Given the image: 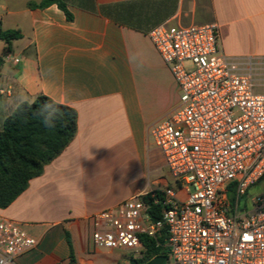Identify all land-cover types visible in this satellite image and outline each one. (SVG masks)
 Returning <instances> with one entry per match:
<instances>
[{"label":"crops","instance_id":"obj_1","mask_svg":"<svg viewBox=\"0 0 264 264\" xmlns=\"http://www.w3.org/2000/svg\"><path fill=\"white\" fill-rule=\"evenodd\" d=\"M0 0V131L22 103L45 96L76 113V134L0 216L37 241L13 264H117L92 248V216L137 193L173 186L147 128L178 102L147 37L158 25H216L220 51L264 79V0ZM264 94V88L261 89ZM70 240L74 263L69 261Z\"/></svg>","mask_w":264,"mask_h":264},{"label":"built area","instance_id":"obj_2","mask_svg":"<svg viewBox=\"0 0 264 264\" xmlns=\"http://www.w3.org/2000/svg\"><path fill=\"white\" fill-rule=\"evenodd\" d=\"M216 25H158L147 37L168 68L178 102L147 128L173 186L137 193L92 216L93 249L130 252L165 236L172 264H264V193L242 199L264 177V94L224 55ZM160 207L152 220L148 209ZM37 241L0 216V264Z\"/></svg>","mask_w":264,"mask_h":264},{"label":"trees","instance_id":"obj_3","mask_svg":"<svg viewBox=\"0 0 264 264\" xmlns=\"http://www.w3.org/2000/svg\"><path fill=\"white\" fill-rule=\"evenodd\" d=\"M53 4L70 19L62 0H42L37 5L29 3L28 7L45 8ZM20 38L18 31L0 29V40L7 44V51L11 42ZM76 130L75 111L45 96L30 104H20L4 120L0 131V209L7 208L26 190L31 179L42 174L43 168L73 140ZM159 212L158 206L151 205L148 209L152 220L159 218ZM164 240L163 234L156 239H143L146 251L137 263L145 264L158 255H166ZM66 241L69 261L74 263L68 235Z\"/></svg>","mask_w":264,"mask_h":264},{"label":"rangeland","instance_id":"obj_4","mask_svg":"<svg viewBox=\"0 0 264 264\" xmlns=\"http://www.w3.org/2000/svg\"><path fill=\"white\" fill-rule=\"evenodd\" d=\"M256 87L254 89L255 93H262L261 89L264 88V79L255 80ZM264 193V177L255 185H253L249 190L248 194L245 198L242 199V205L244 201H249L251 197L255 196L256 194H263ZM95 257L98 259H116L118 261L117 264H128V261L131 259L130 252H124L122 250H101L95 249ZM167 264H172L168 262Z\"/></svg>","mask_w":264,"mask_h":264},{"label":"water","instance_id":"obj_5","mask_svg":"<svg viewBox=\"0 0 264 264\" xmlns=\"http://www.w3.org/2000/svg\"><path fill=\"white\" fill-rule=\"evenodd\" d=\"M166 261H167V257L165 255H158L145 264H166ZM128 264H138V263L135 260L130 259L128 261Z\"/></svg>","mask_w":264,"mask_h":264},{"label":"clouds","instance_id":"obj_6","mask_svg":"<svg viewBox=\"0 0 264 264\" xmlns=\"http://www.w3.org/2000/svg\"><path fill=\"white\" fill-rule=\"evenodd\" d=\"M45 123L48 124V121L46 120ZM49 126H51V125H49Z\"/></svg>","mask_w":264,"mask_h":264}]
</instances>
